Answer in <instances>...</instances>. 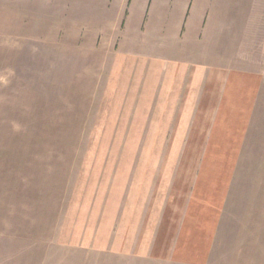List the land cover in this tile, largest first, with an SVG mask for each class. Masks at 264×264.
<instances>
[{"label":"rangeland","instance_id":"obj_1","mask_svg":"<svg viewBox=\"0 0 264 264\" xmlns=\"http://www.w3.org/2000/svg\"><path fill=\"white\" fill-rule=\"evenodd\" d=\"M175 62L258 80L206 264H264V0H0V264H180L149 253L208 160L147 86Z\"/></svg>","mask_w":264,"mask_h":264},{"label":"crops","instance_id":"obj_2","mask_svg":"<svg viewBox=\"0 0 264 264\" xmlns=\"http://www.w3.org/2000/svg\"><path fill=\"white\" fill-rule=\"evenodd\" d=\"M167 67L147 86L181 94L183 106L177 108L185 109L183 140L193 143L196 152L205 149L203 159L208 160L177 172L178 183L168 190V213L152 227L149 253L180 264H206L250 125L258 80L222 66L175 62Z\"/></svg>","mask_w":264,"mask_h":264}]
</instances>
